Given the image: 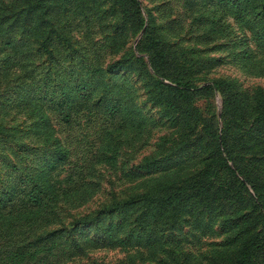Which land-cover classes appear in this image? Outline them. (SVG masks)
<instances>
[{
	"label": "rangeland",
	"instance_id": "1",
	"mask_svg": "<svg viewBox=\"0 0 264 264\" xmlns=\"http://www.w3.org/2000/svg\"><path fill=\"white\" fill-rule=\"evenodd\" d=\"M138 7L143 24L131 0H0V264H243L246 248L264 264L254 16L221 0ZM155 44L175 61L165 76ZM49 81L71 93V122ZM213 81L236 98L202 89Z\"/></svg>",
	"mask_w": 264,
	"mask_h": 264
},
{
	"label": "trees",
	"instance_id": "2",
	"mask_svg": "<svg viewBox=\"0 0 264 264\" xmlns=\"http://www.w3.org/2000/svg\"><path fill=\"white\" fill-rule=\"evenodd\" d=\"M131 1L137 6L136 9L137 12H139V19L142 21L143 24L145 18L142 16L141 8L138 7L139 0H131ZM221 1L225 3L226 7L235 10L242 19L247 16H249L252 19L254 16V19L256 21V36L260 40V42L264 44V0H221ZM149 30H151V26L150 27L147 26L145 32L149 34L150 33ZM150 34L152 35V33ZM151 50H152V53H150L151 67L154 69L155 72H157L161 76H165V74H167L166 73L167 68L171 70L173 68L172 64L175 66V61L169 62L163 49L160 46H157L156 44L152 47ZM139 59L142 58L138 57V60ZM118 62H119L118 64L120 65L121 62L120 61ZM114 71L115 69H112L111 67L108 68V72H114ZM170 77L178 84V86H184V87L191 86L189 83L181 81L179 78H175L174 74H172ZM51 82L52 81H49L48 87L45 88V93H46L45 97L48 99L52 109H54L58 113L59 117L64 122L69 123L72 120V114H73L72 112L74 108V102L72 101L73 97L71 93L66 90V87L64 88L61 87L59 89L58 86L56 87V85H51ZM232 86L230 82L213 81L212 83L202 87V89L219 90L220 92H222L224 100H226L225 102L229 103L230 101L236 98L235 97L236 93L232 88ZM82 90L85 93L87 92L86 84L82 85ZM116 105H113V108L116 107ZM111 109L112 107H110V110ZM258 117L261 118L262 121L264 120V99H262L259 105L257 106V118ZM229 158L230 155L228 154V156L225 157V160H228ZM31 181L34 184H33V188L30 191V197L34 202H37L39 199L44 198L46 191L44 190L43 187L39 185V183H37L35 177H31ZM248 250L249 249L246 248L241 252L240 259L243 260L244 262L243 264H255L253 263V255L250 254Z\"/></svg>",
	"mask_w": 264,
	"mask_h": 264
}]
</instances>
